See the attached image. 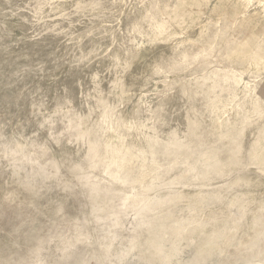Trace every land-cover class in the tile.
Segmentation results:
<instances>
[{
	"label": "rangeland",
	"instance_id": "obj_1",
	"mask_svg": "<svg viewBox=\"0 0 264 264\" xmlns=\"http://www.w3.org/2000/svg\"><path fill=\"white\" fill-rule=\"evenodd\" d=\"M235 263L264 264V0H0V264Z\"/></svg>",
	"mask_w": 264,
	"mask_h": 264
},
{
	"label": "bare ground",
	"instance_id": "obj_2",
	"mask_svg": "<svg viewBox=\"0 0 264 264\" xmlns=\"http://www.w3.org/2000/svg\"><path fill=\"white\" fill-rule=\"evenodd\" d=\"M247 118V117H246ZM249 120V119H248ZM246 123V122H245ZM189 222V221H188ZM188 222H186V223H188ZM190 225V224H189ZM184 226V225H183ZM188 226V225H187ZM193 226V225H192ZM230 247V246H229ZM236 264V263H235Z\"/></svg>",
	"mask_w": 264,
	"mask_h": 264
}]
</instances>
